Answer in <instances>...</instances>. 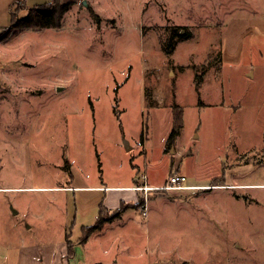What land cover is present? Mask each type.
Listing matches in <instances>:
<instances>
[{"label": "rangeland", "instance_id": "obj_1", "mask_svg": "<svg viewBox=\"0 0 264 264\" xmlns=\"http://www.w3.org/2000/svg\"><path fill=\"white\" fill-rule=\"evenodd\" d=\"M86 2L0 41V264H53L115 206L78 264H264V0ZM178 170L203 188L130 187Z\"/></svg>", "mask_w": 264, "mask_h": 264}, {"label": "trees", "instance_id": "obj_2", "mask_svg": "<svg viewBox=\"0 0 264 264\" xmlns=\"http://www.w3.org/2000/svg\"><path fill=\"white\" fill-rule=\"evenodd\" d=\"M19 3H21L19 7ZM70 4H72L71 1H66L65 3L61 0H50L49 2H44L40 4H35L34 6H27L26 1L23 0L21 2H18V9L16 7L15 12L11 11V14L13 15L12 23L9 27H6L2 31H5V33L0 34V41L5 40V38L9 35V32L11 31V28H20L21 27H31V28H60L62 26L63 18L65 15L66 10H68ZM21 9H28L27 15L25 17H17V13ZM89 12L92 13L96 17V20L99 21L100 17L97 15L96 12L92 10V8L89 9ZM188 35H181L180 38L182 40L186 39ZM183 108L179 104L173 105L172 108V115H173V125L171 127V133L168 138V143L172 144L174 142V138L177 134L180 132V128L183 125ZM101 212L94 222V224L86 226L84 228V234L79 239L80 242H85L86 237L95 229L99 228L101 224L104 221V217L102 216V212H104V208L101 207ZM123 209L119 207L117 211H115L113 217H117L121 214ZM71 228V227H70ZM70 235V233H67V236ZM73 241L68 242V253L71 255L73 253Z\"/></svg>", "mask_w": 264, "mask_h": 264}, {"label": "crops", "instance_id": "obj_3", "mask_svg": "<svg viewBox=\"0 0 264 264\" xmlns=\"http://www.w3.org/2000/svg\"><path fill=\"white\" fill-rule=\"evenodd\" d=\"M19 1H22V0H19ZM25 1L27 3V0H25ZM63 1H65V2L66 1L74 2V0H63ZM13 3H11V4H13ZM11 4H9V6H8L9 8L11 7ZM27 6H31V5H27ZM26 10L28 11V9H26ZM178 152L181 153V150L179 149ZM177 172L179 173V170ZM180 174L185 175L184 173H180ZM167 179L168 178H166L165 181H163V182L160 181V182H157V183H153L154 181L150 182V181L147 180V183H148L149 186L160 188L162 185H164L167 182ZM137 180L138 179H135L136 183L135 184H131L130 187H133V186L137 185L138 183H141V182L137 183ZM186 180H188V177H187ZM187 185L191 186V187L190 188H185L186 190H190V189L196 190V189H201V187H202L201 185H198L197 182H190ZM70 187H71V185L70 186L69 185L58 186V188L63 189V191L70 189ZM75 187H78V186H75ZM115 187L106 186L105 189H107V188H115ZM130 187H127V188H130ZM9 188H5V189H9ZM135 190H137V189H135ZM151 190H154V189H151ZM159 190L160 189H157V190H154V191H159ZM165 190H169V189H165ZM108 191H111V190H108ZM113 191H115V190H113ZM158 193H160V192H158ZM65 208H66V206H65ZM116 208H118V207H116V206H115V208H113V207H105L104 211L107 212V213H111V212L114 211L113 209H116ZM15 212H17V211H15ZM125 212L123 214H121L119 217H117L116 220H113V219L111 221L105 220L104 223H102L99 228H97L94 231H92L86 237L87 239H86L85 242H80L79 240H77V241L73 240L72 238L69 237V235L67 236V233H68L67 232L66 235H65V241H64L63 245H61L59 247V249L56 250V252H54V253L50 252L49 253L51 255V258L54 260L53 264H78V260L75 259L76 255H77L75 246H76L77 243L78 244L79 243L80 244H84V246H86L87 244H90L94 240L97 241V238H98V243H103V244L106 243V245H107L108 242H112L113 241V243H114L115 240H117V239L120 240L122 234L120 235V233H119L120 229H119L118 219H121L122 216L125 214ZM66 213H67V208H66ZM105 232L107 233L106 236H105ZM100 233H104V234L100 235ZM108 233H109V235H108ZM122 237H123V235H122ZM71 240L74 243L73 244V253L71 255H69V253H68V242L71 241ZM21 254L23 255L24 253H21ZM20 261H21V264L24 262L23 256L20 257ZM83 261H87V259L85 258V259H83ZM103 261L102 262H100V261L99 262H95L94 264H102V263H104V264H118V259H115V258L105 260L104 262Z\"/></svg>", "mask_w": 264, "mask_h": 264}, {"label": "built area", "instance_id": "obj_4", "mask_svg": "<svg viewBox=\"0 0 264 264\" xmlns=\"http://www.w3.org/2000/svg\"><path fill=\"white\" fill-rule=\"evenodd\" d=\"M142 176H143V178L146 177L145 174L142 175ZM186 179H187V177L185 175L174 171V173L169 175L167 183L162 185L160 188L152 187V186H149L147 184L136 185V186H133V188L137 189V190H145V189H154V190H157V189H169V190H175V189L190 188L191 186H188L185 183ZM141 206L143 208L142 213L145 214L147 212L148 206H147L146 203L142 204Z\"/></svg>", "mask_w": 264, "mask_h": 264}, {"label": "water", "instance_id": "obj_5", "mask_svg": "<svg viewBox=\"0 0 264 264\" xmlns=\"http://www.w3.org/2000/svg\"><path fill=\"white\" fill-rule=\"evenodd\" d=\"M83 3H84L85 5H87V2H86V0H83Z\"/></svg>", "mask_w": 264, "mask_h": 264}]
</instances>
